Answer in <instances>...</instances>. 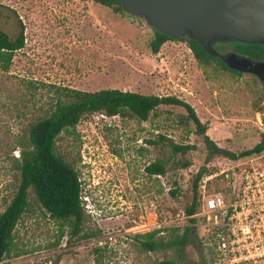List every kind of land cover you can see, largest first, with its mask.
I'll return each instance as SVG.
<instances>
[{
	"label": "rangeland",
	"instance_id": "1",
	"mask_svg": "<svg viewBox=\"0 0 264 264\" xmlns=\"http://www.w3.org/2000/svg\"><path fill=\"white\" fill-rule=\"evenodd\" d=\"M0 28L12 39L25 34V46L9 66L0 61V213L17 190L16 165L29 127L53 110L62 88L176 96L195 108L219 146L235 152L253 148L264 134V110L254 109L259 79L199 65L183 40L168 41L154 54L155 30L141 16L93 0H0ZM186 115L180 106H161L147 121L96 113L63 132L56 149L80 176L83 233L95 237L70 239L30 189V209L15 231L16 251L2 264H157L174 257L172 251H143L134 236L153 230L155 217L176 218L191 203L193 177L205 165L207 149L195 123L182 121ZM164 137L195 149L176 156L164 175H151L146 167L169 155ZM243 160L215 158L209 168L237 177ZM230 178L218 181L230 184ZM192 228L199 239L186 247L187 264H222L211 242ZM169 229L161 228L162 238L172 236Z\"/></svg>",
	"mask_w": 264,
	"mask_h": 264
},
{
	"label": "trees",
	"instance_id": "2",
	"mask_svg": "<svg viewBox=\"0 0 264 264\" xmlns=\"http://www.w3.org/2000/svg\"><path fill=\"white\" fill-rule=\"evenodd\" d=\"M95 3L108 6L115 12L124 13L120 0H93ZM154 39L151 41V50L158 54L162 46L168 41H186L192 50L194 57L201 66H216L221 72L233 74L229 68H223V62L217 60L208 53L204 47L196 40L171 38L167 34L155 29ZM25 46L24 30H21L16 39H12L8 33L0 28V61L8 67L12 62L14 53ZM258 46H262L258 44ZM264 88L254 102L255 111H263ZM161 106H180L186 109L188 115L184 116L183 122L193 121L197 127V133L202 135L207 149L205 165L200 167L193 177L191 203L186 206L185 213L193 215L198 209V199L200 196L199 187L204 176L214 173V169L209 168V163L215 158H226L231 161H239L264 151V134L261 140L251 149L235 152L225 147H221L208 134V124L202 122L195 108L176 96H159L154 94H143L135 91H125L118 88H105L98 91H84L72 88H62L57 91V99L53 110L45 117L39 118L29 127V143L24 146L17 162L19 184L11 201L3 212L0 213V264L7 256L16 251L15 231L17 225L31 206L29 200L30 189L49 216L62 223V228H68L71 238L90 239L95 237L93 233H83L85 211L83 207V195L81 180L75 167L69 163L61 154L57 152L56 143L59 136L70 129H74L85 117L96 113L106 116H130L142 121H147L151 113L160 109ZM164 143L169 155L163 159L156 160L146 167V171L151 175H164L167 166L175 163V157L179 154L185 155L188 151L195 149L194 145L178 144L164 137ZM190 163L182 162L183 167ZM229 173V172H228ZM240 173V168H238ZM236 173H233V175ZM231 175L230 184L218 181L223 176L216 177L212 182L213 193L230 200L233 187L237 181ZM212 190V188L210 187ZM174 197L178 196L177 190H172ZM193 223L196 219H191ZM161 229H154L146 233L137 234L140 248L146 252H169L172 251L174 257H167L157 264H180L181 261L187 264L185 250L195 239H199L192 226L171 227L170 238H162ZM64 231H62L63 234ZM64 235V234H63ZM95 251H100L96 247ZM205 260V259H204ZM202 260L201 263L207 264Z\"/></svg>",
	"mask_w": 264,
	"mask_h": 264
},
{
	"label": "built area",
	"instance_id": "3",
	"mask_svg": "<svg viewBox=\"0 0 264 264\" xmlns=\"http://www.w3.org/2000/svg\"><path fill=\"white\" fill-rule=\"evenodd\" d=\"M239 168L229 201L213 193L211 185L220 175L230 178L225 169L203 177L195 214L182 212L176 218L165 217L161 222L155 217L149 227L197 226L201 239L211 242V252L222 264H264V151L243 160ZM178 218L190 224H178ZM193 218L195 223L191 221Z\"/></svg>",
	"mask_w": 264,
	"mask_h": 264
},
{
	"label": "water",
	"instance_id": "4",
	"mask_svg": "<svg viewBox=\"0 0 264 264\" xmlns=\"http://www.w3.org/2000/svg\"><path fill=\"white\" fill-rule=\"evenodd\" d=\"M120 1L126 13L171 38L196 40L212 55L219 39L264 44V0Z\"/></svg>",
	"mask_w": 264,
	"mask_h": 264
},
{
	"label": "flooded vegetation",
	"instance_id": "5",
	"mask_svg": "<svg viewBox=\"0 0 264 264\" xmlns=\"http://www.w3.org/2000/svg\"><path fill=\"white\" fill-rule=\"evenodd\" d=\"M259 43H246L236 40H218L212 48L217 55H213L217 60L223 62V68H229L233 74L241 76L248 74L257 78L264 88V44L258 46ZM231 65L243 68L240 70L230 67Z\"/></svg>",
	"mask_w": 264,
	"mask_h": 264
}]
</instances>
